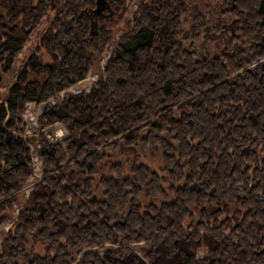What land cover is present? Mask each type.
I'll return each mask as SVG.
<instances>
[{"label": "trees", "instance_id": "obj_1", "mask_svg": "<svg viewBox=\"0 0 264 264\" xmlns=\"http://www.w3.org/2000/svg\"><path fill=\"white\" fill-rule=\"evenodd\" d=\"M95 1L0 0V264H264V0Z\"/></svg>", "mask_w": 264, "mask_h": 264}, {"label": "rangeland", "instance_id": "obj_2", "mask_svg": "<svg viewBox=\"0 0 264 264\" xmlns=\"http://www.w3.org/2000/svg\"><path fill=\"white\" fill-rule=\"evenodd\" d=\"M16 1V0H15ZM134 6H136V4H134ZM127 17L129 18H133V13H132V1L129 3V9L128 11L126 12L125 14ZM47 17L48 16H43V19L42 21L45 22L47 21ZM217 17V16H216ZM218 19L220 20H223V17L222 16H219L217 17ZM212 14H211V21L212 22H215L216 19ZM225 20V19H224ZM226 21V20H225ZM226 24V28H225V32H224V35L227 36V33L229 32L228 30L230 25H229V22H225ZM124 24L122 22H119L115 25V27L119 28V27H122ZM228 28V29H227ZM212 28H209V32H208V35H206V40H204L203 44H202V49H203V46H205L206 44L209 43V41L213 40L212 39V36L213 34L211 33L212 32ZM124 30V28L122 29ZM120 29L117 31L116 33V37L115 39L117 40L118 38V35L120 34ZM115 40V41H116ZM36 42V39H35V35L32 36V38L30 39V45L31 44H34ZM30 47V46H28ZM111 48V47H110ZM108 47V51H106L107 48H105V52L104 53L106 56H103L102 60H101V65H105L106 61L108 60V56L109 55V52H110V49ZM26 51L27 49L25 50V53H22L20 54V57L19 59L26 55ZM207 51V49H206ZM17 60V63L15 64V69L17 70L19 68V65L21 62V60ZM101 68V66H100ZM14 69V70H15ZM102 69V68H101ZM99 70V69H98ZM98 71H91L89 72L86 77L80 81H78L76 84H73L72 86L68 87L67 89H65L62 93H61V97L59 99V101H62L63 99H65V97L68 95V94H77L79 93L80 91L84 90V91H91L94 87V85H97V83L99 82V80H101V78L103 77L101 72L100 73H97ZM6 89V86H2L0 88V91H5ZM50 102L51 103H57L58 100L57 99H50ZM49 108V103H43V104H39V105H35L34 103H29L27 105V111H26V114L24 115L26 121H27V129L24 133V136L26 137H36L37 135V127H38V117L39 115H41L42 112H44L45 110H47ZM43 133L47 136V138L50 140V141H53V142H63L64 139H66L69 134H70V131L68 130V128L63 124V122H60V125H58L57 123L55 124H52L46 128H44L43 130ZM57 135L59 137H57ZM61 136V137H60ZM59 139V140H58ZM34 144H31V146L33 147ZM145 163L149 164L152 168H154L155 170H158L160 171V166H161V161L160 159H153L152 157H148V156H143L142 158ZM33 160H34V164L36 166V173L34 174V177L32 179V181H34L35 177H40L42 176L43 174V170H42V162L40 160V156L39 155H33ZM30 182V184L25 187V193L27 194V196L32 192L33 190V186H31L34 182ZM148 201H155V202H160L162 201V198L159 197L157 199L153 198V199H146L144 200V202H148ZM17 207V206H16ZM19 209V207H17V210ZM11 225V221H6L3 225V232L0 233V243L2 242L3 240V233L4 231L6 232L9 227ZM143 244V243H142ZM141 244V245H142ZM110 247H114V248H117L118 245H112L110 244L109 245ZM135 248L138 247V244H134L133 245ZM137 249V248H136Z\"/></svg>", "mask_w": 264, "mask_h": 264}, {"label": "flooded vegetation", "instance_id": "obj_3", "mask_svg": "<svg viewBox=\"0 0 264 264\" xmlns=\"http://www.w3.org/2000/svg\"><path fill=\"white\" fill-rule=\"evenodd\" d=\"M30 6L35 9V8H38V7H41V6H49V3H53L54 0H30ZM99 0H96V6L94 7V12L91 14V18H93V20L91 21V23L94 25V28H96L97 26V23L99 24V20H100V16L101 15H107V10H108V6H107V3H106V0L104 3H102L101 1L100 2V8H101V11L100 12H97L96 11V8H97V2ZM17 2H20V0H16L15 3L17 5H19ZM94 28L92 29V32L95 33L96 30H94Z\"/></svg>", "mask_w": 264, "mask_h": 264}, {"label": "water", "instance_id": "obj_4", "mask_svg": "<svg viewBox=\"0 0 264 264\" xmlns=\"http://www.w3.org/2000/svg\"><path fill=\"white\" fill-rule=\"evenodd\" d=\"M99 1H101L102 3H104L105 2V0H99ZM97 2V8H96V11L97 12H100L101 11V8H100V2Z\"/></svg>", "mask_w": 264, "mask_h": 264}, {"label": "built area", "instance_id": "obj_5", "mask_svg": "<svg viewBox=\"0 0 264 264\" xmlns=\"http://www.w3.org/2000/svg\"><path fill=\"white\" fill-rule=\"evenodd\" d=\"M112 49V48H111ZM110 53V52H109ZM108 56V58H109V55H107ZM95 86V85H94ZM81 92V91H80ZM57 137H59L58 135H57ZM61 137V136H60ZM59 140V139H58ZM61 144H63V142H60Z\"/></svg>", "mask_w": 264, "mask_h": 264}, {"label": "bare ground", "instance_id": "obj_6", "mask_svg": "<svg viewBox=\"0 0 264 264\" xmlns=\"http://www.w3.org/2000/svg\"><path fill=\"white\" fill-rule=\"evenodd\" d=\"M58 125H60V122H56ZM55 124V123H54ZM64 124V123H63ZM65 125V124H64Z\"/></svg>", "mask_w": 264, "mask_h": 264}]
</instances>
